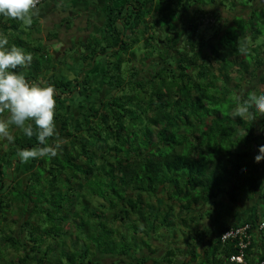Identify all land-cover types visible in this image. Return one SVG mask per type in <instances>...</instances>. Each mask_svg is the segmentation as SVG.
Here are the masks:
<instances>
[{
    "label": "trees",
    "instance_id": "trees-1",
    "mask_svg": "<svg viewBox=\"0 0 264 264\" xmlns=\"http://www.w3.org/2000/svg\"><path fill=\"white\" fill-rule=\"evenodd\" d=\"M253 1L231 0L227 6L222 0H127L115 6L107 0L100 35L82 44L79 56L83 62L98 58V84L86 74L43 82L55 90L56 134L47 143L59 146L56 154L29 160L24 184L0 170V184L6 186L0 223H6L4 210L25 219L18 233L10 228L3 236L6 230L0 229V264H103L110 258L111 264H147L148 258L135 255V236L140 248L155 254L149 240H161L159 222L190 227L195 241L189 242L192 235L184 230L180 242L168 236L155 263L238 264L229 261L237 248L222 244L219 236L240 224L223 227L205 207L220 196L229 205L256 198L264 213V160L253 162L257 146L264 144L258 131L264 116L230 115L238 100L264 93V38L255 42L264 33V3ZM206 17L216 26L212 37L200 31ZM27 28L0 17V38L31 55L36 82L51 69L52 58L34 53L38 49L26 42H33ZM149 48L152 52L145 51ZM248 81L262 89H246ZM39 146L35 135L20 134L12 138L9 153ZM30 216L33 229L38 221L66 225L42 229L51 243L37 246L40 236L24 228ZM209 216L218 238L205 247L193 224ZM258 218L242 223L254 225ZM115 222L122 224L109 225ZM130 233L134 237L127 244ZM263 233L251 234L246 264L256 262L249 249L253 236L263 239ZM69 236V250L58 251L54 242Z\"/></svg>",
    "mask_w": 264,
    "mask_h": 264
},
{
    "label": "crops",
    "instance_id": "crops-1",
    "mask_svg": "<svg viewBox=\"0 0 264 264\" xmlns=\"http://www.w3.org/2000/svg\"><path fill=\"white\" fill-rule=\"evenodd\" d=\"M113 1L115 6H119L122 3L125 4L127 0ZM260 2L264 3V0H254L253 5L256 6ZM106 5L107 0H46L36 9L32 10L34 14L31 16L30 24L15 20L19 23L20 29L28 26L27 29H29L32 34L31 36L29 35V38L33 40V47H37L38 49V51L33 50L34 53L37 55L43 53L50 59L52 58L51 69L49 70V68H47L46 70V72H50V74H45L44 77L42 75L37 76L35 78L37 83H43L50 77L57 81L64 79L70 80L76 76V74L73 75L72 72L77 73L83 68V77L84 74H86L91 77V80L96 78V71L99 69L96 67L99 63L98 58L94 61L83 62L79 59V56L81 54V49H83L82 44L85 42L88 43L93 38L100 35L105 22L103 11ZM49 34L52 36H49ZM25 37L27 38V35H25ZM35 40L39 42H34ZM30 63H34V60H31ZM25 68L23 73L24 77H26V80L29 79L30 82H33L31 77L35 74V71L29 68V64L25 66ZM12 127L15 131L16 127ZM9 135L11 137L10 140L4 138L8 147H10L9 142L13 138V133L9 132ZM9 150L8 148L5 150L4 145H0V170L6 171L7 174L11 175V178L14 177L15 179H19L24 184L26 183L27 174L25 171L29 166L27 165L29 161L21 163L16 156V152L9 153ZM6 155H10V159L7 158V162H4L3 157ZM6 164H8V166H5ZM11 178L8 176L6 184L10 182L9 180H12ZM5 189L6 186L0 184V197L4 195L2 193H4ZM256 200L255 198L253 201L229 205L225 196H220L218 201L208 203L205 210L211 214V217L215 215L216 219L223 227H228L241 224L253 218L257 215V210L259 208L263 211L261 203H256ZM210 216L200 219L199 228L197 222L193 224V226L197 225L195 228L197 232H199V229L207 227V232L209 233L199 238V240L201 239L204 243L205 247H208L212 241L218 238V232L214 227L216 225L214 224L215 221H213ZM24 220L25 219L14 221V226L17 227V233ZM4 230H6V226H4ZM149 242L151 246L150 250L154 249L155 254L148 251V248L145 246L141 248L139 246L135 255L139 258H148L149 262L147 264H159L152 261V259L161 256L162 253L165 252V243L157 240H149ZM138 244H140L139 241ZM162 249L164 251L157 252V250ZM249 250L250 257L256 261L261 254H264V238L257 239L254 235L252 246ZM131 256L132 253H130V257ZM112 262V258H110V263L108 264Z\"/></svg>",
    "mask_w": 264,
    "mask_h": 264
},
{
    "label": "clouds",
    "instance_id": "clouds-1",
    "mask_svg": "<svg viewBox=\"0 0 264 264\" xmlns=\"http://www.w3.org/2000/svg\"><path fill=\"white\" fill-rule=\"evenodd\" d=\"M33 9L34 0H0V17L19 20L25 24L31 23ZM7 44L6 38H0V108L6 109L8 113L5 120H0V137L11 139L10 126H15L25 136L35 135L39 147L16 151L21 163L44 156H54L59 146L51 145L47 141L56 134L55 90L50 84L30 82L25 79L23 73L14 71L17 67L30 64L31 55L15 45L5 46ZM246 114L253 116V120L264 116V93L238 100L230 112L233 119L239 117L241 120ZM258 131L264 134V128ZM262 160L264 144L257 146V154L253 157L254 163H260ZM261 227L264 228V224Z\"/></svg>",
    "mask_w": 264,
    "mask_h": 264
},
{
    "label": "rangeland",
    "instance_id": "rangeland-1",
    "mask_svg": "<svg viewBox=\"0 0 264 264\" xmlns=\"http://www.w3.org/2000/svg\"><path fill=\"white\" fill-rule=\"evenodd\" d=\"M223 2H224V5H229L231 2H229V1H231V0H228V3L226 2V0H222ZM236 2H242V0H235ZM205 2V1H204ZM212 20V19H211ZM211 20H209L207 17L206 18H203V22H202V25H201V27H200V31L203 33V35H205L206 37H212V34H213V28H216V26H214L213 24H212V21ZM259 28L261 29V26H259ZM261 31H263V30H261ZM264 32V31H263ZM264 38V33L263 34H258V35H256V39H255V42H259V43H261L262 42V39ZM26 40H28V38H25L24 39V41H26ZM27 43H29L30 44V47H32L33 48V42H31V41H26ZM137 47V49H139V48H141L140 46H135L134 48H136ZM146 52H150L151 51V49L149 48V49H146L145 50ZM154 51V53L155 54H159V52H161V51H156V50H153ZM146 52L144 53V54H146ZM152 52V51H151ZM136 54V53H135ZM140 63H143L142 61H139ZM147 63H148V61H146ZM146 63V64H147ZM45 74H47V75H49L50 74V72H45ZM72 74L74 75V74H77L76 72H72ZM80 75H82V73L80 74ZM249 82V84L248 85H243V86H245L246 87V89H249V88H252V86H253V88L255 87V88H259L260 90L262 89V87L260 86V85H258L257 86V83L256 82H250V81H248ZM76 114H77V112H75ZM7 115H8V113H7V110L6 109H2V108H0V120H5L6 118H7ZM3 118V119H2ZM15 127V126H14ZM13 127L12 126H10L9 127V132H12L13 133V138H15V137H18V136H20V134L22 135V136H24L23 134H22V132L19 130V129H17L16 128V130L14 131L13 129H12ZM12 129V130H11ZM0 145H4V148H5V150L8 148V149H10V147H8V145H7V143L4 141V137H0ZM7 145V146H6ZM7 156V157H6ZM6 156H4L3 157V161L4 162H7V158L8 159H10V155H6ZM3 162V163H4ZM9 164V163H8ZM8 164H6L5 166H8ZM94 202V201H93ZM92 202V203H93ZM154 204H155V202H154ZM11 210H4L3 211V213H2V216L3 217H5L6 218V220H5V222L6 223H3L2 222V224L0 225V227H1V229L2 230H4V226H6V232L4 233L3 232V236L5 235V234H7V233H10V232H7V229H10L11 228V230L13 231V232H15L16 231V226H14V221H16V220H18L19 218H18V214L17 213H19V212H13V214L10 212ZM196 213V212H195ZM260 213H261V209L259 208L258 210H257V215L258 216H260ZM198 214V213H197ZM196 214V215H197ZM196 215H194V214H191V215H189V217H193V216H196ZM140 216V215H139ZM106 217H108V216H106ZM201 217H197L196 218V220H199ZM13 221V222H12ZM33 221H34V219H33V216H30V218L28 219V222H29V225H26V226H24V228H25V230H26V232L29 234V235H31V234H33V232L34 233H36L38 236H40V238H37V241H36V245L37 246H39L40 244H49V243H51V241L48 239V237H47V235L46 234H42L41 232H42V229H47V230H53L54 231V229H55V227L56 228H59V227H61V228H63V227H65V225H66V222H65V224H64V222H59V221H54V222H48V221H45V222H37L36 223V228L35 229H33L34 227H33V225L35 224H33ZM110 221V220H109ZM119 224H122L121 222L120 223H118V222H115V223H111V224H109L110 226H112V227H120L119 226ZM152 224V223H151ZM138 226V225H137ZM85 227V226H84ZM139 229L141 230L140 231V233H138V234H143V231H145L144 230V226L142 225V224H139ZM157 227H161V231L159 232V233H161V235H163L161 238L160 237H158L159 239H161V240H159V241H164L165 243L167 242V241H169V239H168V236H170L173 240L174 239H176L175 240V242L176 241H178V238H179V242H180V237H181V235H182V233H183V230L185 231V233H187V234H190V235H192V236H188L189 238H190V240H189V242L190 241H195V239L193 238V233H191V228L189 227V228H183V227H181V225L180 224H178L177 222H175L173 225H167V226H160V222H159V224H158V226ZM197 227V225H195L194 226V228H196ZM200 227V225L198 224V228ZM70 230H71V233H74V226L73 225H70ZM85 230L87 231V228L85 227ZM89 230V229H88ZM120 230H124V228L123 229H121L120 228ZM5 231V230H4ZM199 232H198V235L200 236V234H203V235H207V233H209V232H207V227L206 228H204V229H199L198 230ZM16 233H17V231H16ZM27 234V235H28ZM131 234V233H130ZM264 234V233H263ZM28 235V236H29ZM20 236H22V235H20ZM61 236V235H60ZM140 236V235H139ZM52 237V236H51ZM132 237H134L133 236V234H131L130 236H127V239H126V243L128 244V243H131L132 241ZM155 238H157V237H155ZM198 238H200V237H198ZM197 238V239H198ZM40 239H42V240H40ZM62 239H63V241L64 242H62L61 243V241L60 242H58V243H56V242H54L57 246H58V251L60 250H69V248H70V239H71V237L69 236V237H62ZM182 239V238H181ZM135 240H136V244H137V246H141V244H138V241L140 240V237H135ZM150 243V242H149ZM166 244H169V242L168 243H166ZM165 244V245H166ZM131 246H133V244H131ZM150 246V245H149ZM137 249V251H138V248H136ZM0 250H3V248H2V240L0 239ZM92 251H94L93 249H92ZM98 256V255H97ZM88 261H90V260H92V258L91 257H88ZM160 260V256H157V257H155V259L153 260L154 262H158ZM106 263H110V259H105L104 260V262H103V264H106ZM93 264V263H92Z\"/></svg>",
    "mask_w": 264,
    "mask_h": 264
},
{
    "label": "built area",
    "instance_id": "built-area-1",
    "mask_svg": "<svg viewBox=\"0 0 264 264\" xmlns=\"http://www.w3.org/2000/svg\"><path fill=\"white\" fill-rule=\"evenodd\" d=\"M44 0H34V8H36ZM264 224V213H260L258 220L251 225L249 222L242 223L235 227L226 229L219 236V240L222 244L232 243L234 248H237V253L229 257L230 262H236L238 264H246L244 261L245 250L250 245L251 234H260L264 228L261 225ZM254 264H264L263 259H257Z\"/></svg>",
    "mask_w": 264,
    "mask_h": 264
},
{
    "label": "flooded vegetation",
    "instance_id": "flooded-vegetation-1",
    "mask_svg": "<svg viewBox=\"0 0 264 264\" xmlns=\"http://www.w3.org/2000/svg\"><path fill=\"white\" fill-rule=\"evenodd\" d=\"M80 74H81V72H77V74H76V76L75 77H79L80 76ZM97 74V73H96ZM98 75V74H97ZM81 77L83 78V73H82V75H81ZM80 77V78H81ZM77 80H79V82H80V79H77ZM98 79H97V76H96V78L94 79V83L95 84H98ZM96 91V87H94V86H92V90L91 91ZM95 94V97L96 98H98L99 97V92H97V93H94ZM69 103V102H68ZM67 107V106H66ZM66 109H68V107L66 108ZM69 111H70V109H69ZM74 112H76L75 110H74ZM12 141V140H11ZM11 141L9 142V144L11 145Z\"/></svg>",
    "mask_w": 264,
    "mask_h": 264
}]
</instances>
